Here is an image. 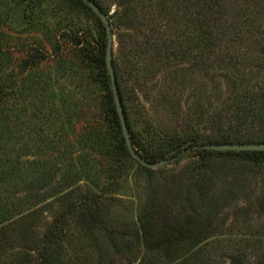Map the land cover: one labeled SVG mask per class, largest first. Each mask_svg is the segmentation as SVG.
Returning <instances> with one entry per match:
<instances>
[{"label": "trees", "instance_id": "trees-1", "mask_svg": "<svg viewBox=\"0 0 264 264\" xmlns=\"http://www.w3.org/2000/svg\"><path fill=\"white\" fill-rule=\"evenodd\" d=\"M11 1L23 5L26 27L21 43L0 25V264H64L73 230L98 247L97 264H264V233L219 231L229 216L242 226L264 217V152L193 149L264 143V0H91L116 37L112 64L133 148L149 163L191 158L159 179L169 165L147 169L126 147L99 18L68 0L95 29L68 25L61 44L41 22L42 0H0V9ZM106 2L116 8L110 15ZM64 46L98 98L99 123L78 134L48 92L51 77L39 72ZM10 49L25 56L13 60ZM196 77L229 84L219 108L189 106L202 94ZM153 108L166 110L177 130H159ZM89 155L105 163L103 188L78 186ZM127 159L146 175L145 199L136 221L116 227L109 196L121 189Z\"/></svg>", "mask_w": 264, "mask_h": 264}, {"label": "rangeland", "instance_id": "rangeland-1", "mask_svg": "<svg viewBox=\"0 0 264 264\" xmlns=\"http://www.w3.org/2000/svg\"><path fill=\"white\" fill-rule=\"evenodd\" d=\"M43 17L41 22L45 23L50 31L55 32L54 39L58 40L59 43H64V38L61 35L64 33L67 35V26L75 24L81 28L91 29L94 28L93 20L83 11L75 10L72 12L68 8V0H42ZM109 15L115 11V5H109ZM7 8L0 9V25L3 26L4 31L7 32L9 37H19L20 42L25 41V36L21 34L26 25L24 23V12L23 5L14 2L8 3ZM53 34V33H52ZM51 35V34H50ZM9 38V45L13 46L17 44L16 40ZM113 55L116 56L117 42L116 37L113 35ZM57 41V42H58ZM65 52L61 55V58L55 60L51 59V62H46L40 66L39 72L42 76L49 75L51 77V83L48 84V92H53L63 103L67 110H69L71 117L73 118L74 126L72 130L75 134L81 132L82 129H89L95 127L99 123L100 114L98 111V98L93 90L86 86L84 82L83 70L79 66V63L69 52L67 46H64ZM11 58L13 60H20L25 56V50L22 52L16 49H10ZM257 79V78H256ZM196 82L200 86L201 98L194 96L190 100L189 106H193L197 101L202 102V107L219 108V105L215 104L216 98L219 97L225 100L229 96L231 87L222 80L210 77H196ZM202 86V87H201ZM219 87V89L216 88ZM182 115L186 112V105H181ZM150 107L147 106V109ZM149 117L153 119L156 127L159 130L173 129L177 130L176 124L170 120V115H167L166 110L153 108L149 112ZM135 160V159H134ZM134 160H126L127 165L126 175L120 183L121 189L112 197L115 200H110L112 203L110 207L111 219L114 226L118 227L120 224H130L136 221V216L140 205L144 202V189L147 185V178ZM90 169L87 170L85 178L81 179L78 186L82 187L83 190L103 188L106 186L105 181V163L102 159L96 158L94 155H89ZM191 158L184 157L177 164H170L167 167L162 168L163 172L161 175H156L155 178L169 176L171 173L175 174L179 172L186 164L191 163ZM94 186V188H92ZM260 186L264 188V179L260 183ZM114 204V205H113ZM232 211L228 210V214L231 215ZM46 219H50L49 215H45ZM242 222V221H241ZM241 223H235L232 217L229 216L226 224L220 228L219 231H260L264 233V217L260 220L252 219L250 223L245 224L246 226L240 225ZM237 227V228H236ZM73 235L69 246L67 247V255L64 258V264H97L98 253L92 247L91 243L84 239L81 234H77L76 231H72ZM106 248V247H105ZM226 264H228L225 261Z\"/></svg>", "mask_w": 264, "mask_h": 264}, {"label": "water", "instance_id": "water-1", "mask_svg": "<svg viewBox=\"0 0 264 264\" xmlns=\"http://www.w3.org/2000/svg\"><path fill=\"white\" fill-rule=\"evenodd\" d=\"M91 10L92 12L99 18L101 23L103 24L106 32V48H105V63L106 69L110 78L111 82V90L112 96L114 100V104L116 107V112L121 124L123 138L126 144V147L133 159H135L141 166L147 169H158L162 168L166 165H169L174 159L169 161H160L157 163H149L144 160L133 148L127 123L126 117L123 111V107L120 101L118 88L115 82V75H114V68L112 64L113 60V43L114 38L111 31V26L109 22L108 15L103 13L98 6H96L91 0H82ZM193 149H200V150H208V151H215V152H264V143H224V144H205L200 146H195Z\"/></svg>", "mask_w": 264, "mask_h": 264}]
</instances>
